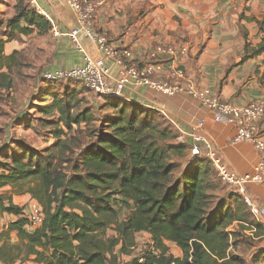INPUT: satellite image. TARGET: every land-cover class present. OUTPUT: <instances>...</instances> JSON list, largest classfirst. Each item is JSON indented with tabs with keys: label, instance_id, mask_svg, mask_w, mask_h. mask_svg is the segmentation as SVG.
I'll list each match as a JSON object with an SVG mask.
<instances>
[{
	"label": "trees",
	"instance_id": "trees-1",
	"mask_svg": "<svg viewBox=\"0 0 264 264\" xmlns=\"http://www.w3.org/2000/svg\"><path fill=\"white\" fill-rule=\"evenodd\" d=\"M16 1L15 15L0 19V91L12 89L17 63L16 52L5 54L6 45L17 36L52 29L28 2ZM258 24L262 41L251 50L246 44L243 62L264 53V18ZM75 98V93L63 98L48 93L42 100L51 101L40 109L58 112L69 129L72 123L91 124L88 108L69 115ZM107 99L114 114L102 120L100 131H94V139L76 159L60 141L61 130L54 131L58 142L46 151H33L21 141L0 151V215L17 218L0 233V263L264 264V247L249 259L236 250L244 231L261 240L264 226L211 163L201 158L182 169L178 159L187 157L188 147L176 143L174 127L159 113ZM218 180L230 190L225 187V197L217 194ZM7 187L11 190L4 192ZM26 194L42 208L44 218L37 227H31L24 209L13 201L15 195ZM141 233L151 236L150 248L122 263ZM169 243L183 256L171 254Z\"/></svg>",
	"mask_w": 264,
	"mask_h": 264
},
{
	"label": "crops",
	"instance_id": "crops-1",
	"mask_svg": "<svg viewBox=\"0 0 264 264\" xmlns=\"http://www.w3.org/2000/svg\"><path fill=\"white\" fill-rule=\"evenodd\" d=\"M94 1L97 3L96 31L117 45L131 46L137 63L141 64L146 51L156 44L185 46L188 53L180 63L199 87L210 88L222 100L238 106L264 98V53L243 62L246 44L251 50L262 41L258 21L264 18V0ZM39 5L49 17L51 26L57 25L63 35L55 37L51 29L43 34L35 31L28 36L22 35L21 40L24 37L35 39L33 54L42 59L43 69L82 65L83 54L68 37V32L78 28L79 22L66 0H39ZM47 35L50 39L53 36L51 41H39ZM81 41L89 55L101 57L88 38L81 36ZM20 42H9L5 54L19 52ZM109 65L112 77L117 79L118 66L113 61ZM125 95L129 98L128 103L139 105L149 112L158 113L154 109L163 108L165 114L159 113L160 116L178 130L179 137L186 139L188 151L191 136L201 134L214 144L235 173L253 172L258 164L259 155L254 146L232 143L235 127L215 122L214 114L199 100L182 93L168 96L145 87H130L125 90ZM201 123L203 127H200ZM246 188L253 201L263 206L264 186L250 183ZM256 221L264 226V218ZM261 240L264 241V238ZM260 245L264 247V242Z\"/></svg>",
	"mask_w": 264,
	"mask_h": 264
},
{
	"label": "built area",
	"instance_id": "built-area-1",
	"mask_svg": "<svg viewBox=\"0 0 264 264\" xmlns=\"http://www.w3.org/2000/svg\"><path fill=\"white\" fill-rule=\"evenodd\" d=\"M29 6L38 14L47 17L39 5V0H29ZM76 14L79 27L68 32L73 46L83 54V64L70 68L50 69L41 71L40 79L46 82L68 83L79 82L99 98L116 99L128 102L125 95L128 88H148L168 96L186 94L197 99L214 114L215 122L228 123L236 129L232 143H248L254 146L259 155V161L253 172L237 174L226 164L223 156L214 144L201 134L191 136L189 153L190 163L206 158L216 171L219 179L230 189L240 194L255 219L264 218V205H257L247 193V185L255 183L264 186V98L251 100L248 104L238 106L222 100L210 88H201L192 81L184 67L181 58L188 53L185 46L177 47L171 44L159 43L149 48L141 64L135 61V52L131 46L117 45L95 29L97 3L94 0H66ZM55 37H61L63 32L57 25H52ZM81 36L88 38L97 47L101 57L89 55L81 41ZM118 66V78L112 77L109 62ZM165 114L163 108L154 109ZM204 124L201 123L200 127ZM180 139L186 142L181 136ZM25 216L31 227L39 226L43 221L42 209L39 205ZM142 262V260H141Z\"/></svg>",
	"mask_w": 264,
	"mask_h": 264
},
{
	"label": "rangeland",
	"instance_id": "rangeland-1",
	"mask_svg": "<svg viewBox=\"0 0 264 264\" xmlns=\"http://www.w3.org/2000/svg\"><path fill=\"white\" fill-rule=\"evenodd\" d=\"M25 1L28 2L29 0ZM16 3V0H0V19H11L16 12ZM52 38L50 39L47 35L40 38L39 41L45 40L47 42L51 41ZM16 40L21 42L20 51L16 54L17 63L12 70L13 87L9 91H0V151L16 147L14 143L17 141L25 143L33 151H46L58 142L54 131L61 130L64 134L61 136L60 141L68 144L72 157L76 159L80 151L94 139L93 136V138L91 137L94 131H100L102 120L114 114V109L110 105L112 100L99 98L79 82L44 83L40 79L41 71L44 68L42 59L35 57L33 54L35 39L24 37L21 40L20 36H17ZM48 93L56 94L59 98L65 97L66 93H75L76 98L71 102L73 109L70 110L69 115L75 117L85 108H88L94 120L89 125L86 122L81 124L72 123L71 129H69L67 124L60 120L58 112L46 114L40 109L50 103V99H47L46 102L42 100V96ZM166 121L170 123L168 120ZM177 131L176 143L186 145L180 139ZM178 161H180L182 169L189 165V151L186 158H179ZM219 183L221 187L218 189L217 194L220 197H225L227 195V192L224 191L226 186L221 181ZM10 190L11 188L7 187L3 191L9 192ZM13 201L16 205L22 207L28 216L32 206L35 204L39 205L28 194L15 195ZM126 215H128V212H126ZM16 219L12 215H0V233L10 224L9 222L16 221ZM235 228L233 226L229 230H234ZM15 235L12 234V242H17ZM261 242L264 241L254 238L250 231H244L238 241L239 246L236 250H238L240 255L249 259V256L257 248L261 247ZM150 245L151 239L147 234H138L136 248L131 256H123L121 258L122 263H128L135 257H139L143 251L150 248ZM168 245L170 246L171 254L175 257L180 258L183 256L181 249L175 244L171 243ZM16 264L34 263L27 261Z\"/></svg>",
	"mask_w": 264,
	"mask_h": 264
}]
</instances>
